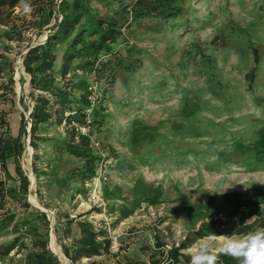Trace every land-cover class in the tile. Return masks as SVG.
Masks as SVG:
<instances>
[{"label":"rangeland","instance_id":"374dc122","mask_svg":"<svg viewBox=\"0 0 264 264\" xmlns=\"http://www.w3.org/2000/svg\"><path fill=\"white\" fill-rule=\"evenodd\" d=\"M144 2L179 15L136 19L137 0H92L97 17L122 15L121 35L93 70L75 61L59 80L73 102L66 115L79 122L81 98L96 89L100 127L88 139L94 177H72L85 162L65 151L68 126L54 120L42 126L36 151L24 138L21 156L0 162V181L11 191L0 209V244L24 237L0 264H72L61 249L67 218L106 229L111 240L109 253L74 264H149L155 235L165 252L211 222L225 236L264 227V0ZM0 25V138H16L33 105L22 58L51 25L40 31L32 11L20 8H0ZM20 175L29 182L25 196ZM38 213L49 223L51 257L25 236ZM71 231L75 238V223Z\"/></svg>","mask_w":264,"mask_h":264},{"label":"trees","instance_id":"16d2710c","mask_svg":"<svg viewBox=\"0 0 264 264\" xmlns=\"http://www.w3.org/2000/svg\"><path fill=\"white\" fill-rule=\"evenodd\" d=\"M99 1L103 4L117 0ZM91 2L92 0H31L32 15L37 20L40 31L42 28L50 26L51 21L54 22L47 29L46 40L42 44L29 47L22 58L23 71L29 76V96L33 100V105L27 121H25L24 115H21L17 137L12 138L7 135L5 138H0V162L3 166L7 158L21 156L24 151V138L28 139L31 150L36 151L39 141L38 134L42 126L54 120L57 125L64 123L68 126L65 132L67 136L65 151L70 156L85 162L84 167L77 168L71 173L72 177L82 183L90 181L94 177V164L97 159L88 150L89 140L78 136L76 131L70 127L72 122L83 123L84 113L88 108L86 93L80 100L79 109L75 111L83 117L82 121L79 122L72 115H66L71 111L73 102L67 90L59 82L67 76L75 61L78 62L77 67L82 70H93L95 63L102 55L111 54V46L121 35L122 15L115 12V16L118 14V17H97L92 12ZM142 3V12L136 19L151 18L167 21L179 15V12L173 9L162 10L157 2L145 3L144 0H137L135 5ZM18 4L19 0H0V8H5L8 11L20 8ZM20 9L22 10V8ZM252 54L253 63L256 66L259 60L256 49H253ZM58 64L59 69H57ZM254 71L253 68L246 75L249 84L253 82ZM19 103L23 104L22 98L19 99ZM98 108L95 106L92 110V126L94 128L100 127ZM24 110H27V107H24ZM2 122L0 121L1 124H3ZM28 186L27 177L20 175L19 191L24 196ZM10 192L5 188V184L0 181V209L3 208L4 199ZM24 207L30 208L27 203H24ZM40 221L45 227L44 231L38 226ZM27 222L28 229L25 236L31 238L33 249H38L41 254L51 257V253L47 249V227L49 223L46 215L38 213L36 217ZM73 223L78 228V239L71 238V225ZM220 226L216 222L202 224L199 229L185 236L176 246L172 245L165 252L163 251L165 244L155 235V251L149 257V264H190V257L181 252L197 240L211 237L212 234L219 236L222 233ZM62 236L67 241L66 244L61 245L63 256L72 264L109 253L111 248V240L106 229H96L88 221H75L67 218L62 227ZM23 242L24 237L18 236L8 243L0 244V260L9 257L11 252L18 249L19 244H23ZM27 264H31L30 258H28ZM220 264H237V261L229 256L221 255Z\"/></svg>","mask_w":264,"mask_h":264},{"label":"clouds","instance_id":"9594fccd","mask_svg":"<svg viewBox=\"0 0 264 264\" xmlns=\"http://www.w3.org/2000/svg\"><path fill=\"white\" fill-rule=\"evenodd\" d=\"M24 13L32 11L31 0H19ZM190 264H220V256H229L237 264H264V227L230 236L214 235L202 239L184 251Z\"/></svg>","mask_w":264,"mask_h":264},{"label":"built area","instance_id":"2783aa9c","mask_svg":"<svg viewBox=\"0 0 264 264\" xmlns=\"http://www.w3.org/2000/svg\"><path fill=\"white\" fill-rule=\"evenodd\" d=\"M0 29L3 27L0 25ZM86 100L88 103V108L85 110V117L83 119L82 124H78L76 122H72L70 127L73 128L78 136L85 137L87 139H91L90 132L92 129V110L98 103V95L96 93V89L94 86H91L86 91Z\"/></svg>","mask_w":264,"mask_h":264},{"label":"crops","instance_id":"0c3cea01","mask_svg":"<svg viewBox=\"0 0 264 264\" xmlns=\"http://www.w3.org/2000/svg\"><path fill=\"white\" fill-rule=\"evenodd\" d=\"M3 27V26H2ZM4 28V27H3ZM1 62V61H0ZM0 68H2L1 70L3 71V72H6L5 70L6 69H4L3 68V65H2V63H0ZM79 238V233H77V235L75 236V239H78Z\"/></svg>","mask_w":264,"mask_h":264},{"label":"bare ground","instance_id":"6f19581e","mask_svg":"<svg viewBox=\"0 0 264 264\" xmlns=\"http://www.w3.org/2000/svg\"><path fill=\"white\" fill-rule=\"evenodd\" d=\"M31 182L33 183V180H31Z\"/></svg>","mask_w":264,"mask_h":264},{"label":"water","instance_id":"95a60500","mask_svg":"<svg viewBox=\"0 0 264 264\" xmlns=\"http://www.w3.org/2000/svg\"><path fill=\"white\" fill-rule=\"evenodd\" d=\"M46 40V37H45V39H44V41Z\"/></svg>","mask_w":264,"mask_h":264}]
</instances>
